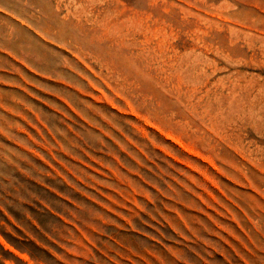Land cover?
<instances>
[{
    "label": "rangeland",
    "instance_id": "obj_1",
    "mask_svg": "<svg viewBox=\"0 0 264 264\" xmlns=\"http://www.w3.org/2000/svg\"><path fill=\"white\" fill-rule=\"evenodd\" d=\"M0 264H264V0H0Z\"/></svg>",
    "mask_w": 264,
    "mask_h": 264
}]
</instances>
